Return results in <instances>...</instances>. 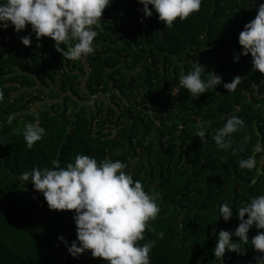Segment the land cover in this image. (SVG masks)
I'll use <instances>...</instances> for the list:
<instances>
[{
  "label": "trees",
  "instance_id": "1",
  "mask_svg": "<svg viewBox=\"0 0 264 264\" xmlns=\"http://www.w3.org/2000/svg\"><path fill=\"white\" fill-rule=\"evenodd\" d=\"M260 3L202 0L198 12L167 28L151 5L153 15L144 17L138 0H112L95 29V52L77 61L57 52L51 38L33 41L31 36L30 46H24L15 37L5 44L0 33V138L8 141L0 144V264H104L90 251L76 258L68 253L77 239L74 210H49L30 179H17L33 167L52 168L54 162L66 167L77 154L98 164L120 160L146 192L159 193L160 211L138 242L155 241L151 264H256L264 254L252 247L251 239L264 230L254 225L247 234L249 243L240 244L239 252H226L223 260L213 255L219 231L238 226L236 210L264 195V174L255 181L258 165L252 170L239 167L241 132L226 138L231 140L227 149H220L212 136L235 116L237 106V117L244 121L254 116L256 106H264V98L258 99L253 90L255 85L264 95V74L253 71L250 54L234 62L242 51L239 33L255 18ZM30 29L26 26L21 36L30 35ZM6 30L14 32L11 26ZM69 46L71 42L61 48ZM196 63L205 67V79L215 73L222 83L196 98L183 87L174 96L180 75ZM235 76L242 78L240 88L228 93L223 83ZM110 82L127 93L133 108L118 113L116 95L111 104L105 95L92 104L99 87L106 92ZM11 114L15 119L9 123ZM258 116L264 145L263 110ZM37 121L46 134L29 149L22 131L26 123ZM180 124L185 128L180 130ZM200 126L207 143L196 136ZM254 145L241 146L244 159L255 153ZM221 203L233 209L227 222L218 211ZM232 241L239 243V238Z\"/></svg>",
  "mask_w": 264,
  "mask_h": 264
},
{
  "label": "clouds",
  "instance_id": "2",
  "mask_svg": "<svg viewBox=\"0 0 264 264\" xmlns=\"http://www.w3.org/2000/svg\"><path fill=\"white\" fill-rule=\"evenodd\" d=\"M111 3L112 0H0V29L6 30L11 26L18 34L30 25L37 40L51 38L57 52L68 60L77 61L95 52L94 38L98 35L95 29L100 27L103 11ZM138 3L143 5L141 11L144 17L153 15L149 8L151 5L159 21L171 28L177 18L182 22L198 12L202 0H138ZM20 40L24 46H30L31 35L21 36ZM70 42L67 50L61 48L62 44ZM238 43L242 51L234 55V62L239 61L240 55L250 54L253 71L264 74V0H261L255 18L246 23L239 33ZM205 73V67L196 63L191 71L180 75L179 84L196 98L222 83L218 74L207 73L205 79ZM241 80L240 76H235L231 82L223 83V87L228 93L234 92ZM254 95L258 99L264 98L260 94ZM240 112L241 107L237 106L235 116L227 118L224 126L212 136L220 149L230 147L231 140L226 138L246 122L237 117ZM13 119L15 114L9 115V123ZM180 126L185 128L183 124ZM45 134V128L39 126L38 121L26 123L22 131L29 149ZM196 136L202 143H207L202 126L197 128ZM6 142L0 138V144ZM254 150L262 152L264 145L257 144ZM128 161L134 164L133 160ZM54 164L57 166L52 168L33 167L17 179H30L33 189L43 195L49 210H74L77 239L67 247L68 253L76 258L90 251L93 258H101L104 264H151L149 253L155 241L138 242L145 239L146 228L151 231L148 221L154 220L160 211L157 203L159 193L146 192L142 182L134 181L131 174L125 171L127 165L120 160L104 159L98 164L95 158L77 154L74 162L66 167H59L58 162ZM238 165L241 169L252 170L256 166L255 157L241 159ZM218 211L225 222L233 214L232 207L226 203L219 204ZM236 211L239 224L232 231H219L213 249L215 260H223L226 252H239L240 244L249 243L247 234L253 225L258 230H264V195L252 198ZM233 236L239 238V243L232 241ZM58 240L68 244L63 236H58ZM251 245L264 254V231H258L251 239ZM256 264H264V255L257 257Z\"/></svg>",
  "mask_w": 264,
  "mask_h": 264
},
{
  "label": "built area",
  "instance_id": "3",
  "mask_svg": "<svg viewBox=\"0 0 264 264\" xmlns=\"http://www.w3.org/2000/svg\"><path fill=\"white\" fill-rule=\"evenodd\" d=\"M30 32H31V29H30ZM0 33L4 34V37L2 39H3V42L5 44H11L14 41V37H15V41H18L21 37V34L20 33L17 34L15 31L12 32V31H8V30L0 29ZM30 35L34 37V39H32L33 41H35L37 39L35 37L34 33L31 32ZM33 47L34 46H32V48ZM32 48L30 50V53H31V51H33ZM85 68L89 73L91 72V68L89 67V64H85ZM181 87L182 86L175 87L173 89V95L174 96L179 94V92L181 91ZM94 88L97 89L96 86H94ZM253 90H254V94H256L258 96V94H259L258 89L254 85H253ZM104 95L110 101V104L112 102L111 100L113 99V96L116 95V97L114 99V104H118L121 106V110H119L118 113H122L126 108L131 109L134 107V102H132V104H131L130 98L128 96L126 97L127 93H122L119 90V88H117L114 85L113 82H110L109 89L106 92L104 91V86L99 87V93L95 94L91 98L92 104H93V102L100 100V98ZM182 129H183V127L180 128V130H182ZM130 170H132V168Z\"/></svg>",
  "mask_w": 264,
  "mask_h": 264
},
{
  "label": "crops",
  "instance_id": "4",
  "mask_svg": "<svg viewBox=\"0 0 264 264\" xmlns=\"http://www.w3.org/2000/svg\"><path fill=\"white\" fill-rule=\"evenodd\" d=\"M257 74H261V73L258 71ZM255 87L258 89V92H259V88L257 86H255ZM262 96L264 97L263 94H262ZM260 110H263V114H264V106L261 104H259L258 107L256 108V112H255L254 116L251 119H248L246 122H244L238 131L234 132V133L241 132V136L242 135L244 136L243 141L238 144V150L240 151L239 160L244 159V153L241 150V146L244 143L250 142L252 144L254 142L255 145L253 146L254 147L253 149H255V146L257 144L263 145L262 137L260 134L258 135V129H259V119H258L259 116H258V114H259ZM180 115L183 118V115L182 114H180ZM178 119H179V116H178ZM179 121L181 122L180 119H179ZM234 142H236V141H234ZM236 144L237 143H235L233 148L237 146ZM255 154H257V152H255L253 155L252 154L250 155V153H247L246 158H248L249 156L255 157ZM255 160H256V165H258L256 168V176H255V181H257L264 174V155L259 161L256 158H255Z\"/></svg>",
  "mask_w": 264,
  "mask_h": 264
},
{
  "label": "rangeland",
  "instance_id": "5",
  "mask_svg": "<svg viewBox=\"0 0 264 264\" xmlns=\"http://www.w3.org/2000/svg\"><path fill=\"white\" fill-rule=\"evenodd\" d=\"M213 48H214V47H213ZM213 48H212V49H213ZM238 88H240V87H238Z\"/></svg>",
  "mask_w": 264,
  "mask_h": 264
}]
</instances>
